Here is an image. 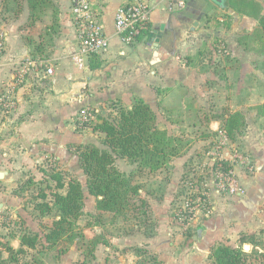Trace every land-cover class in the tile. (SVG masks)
<instances>
[{"label": "crops", "instance_id": "obj_1", "mask_svg": "<svg viewBox=\"0 0 264 264\" xmlns=\"http://www.w3.org/2000/svg\"><path fill=\"white\" fill-rule=\"evenodd\" d=\"M130 1L91 0L109 46L80 68L72 59L80 45L72 0H53L55 9H48L34 23H29L26 1L19 14L8 17L11 7L0 0V98H9L8 105L0 102V173H5L0 178L3 240L19 249L21 236L28 232L38 233L45 242V234L60 217L52 196L56 188L50 181L54 188L45 190L52 206L50 213L39 210L37 204L43 201L40 197L34 203L23 202L17 188L24 179L44 174L42 168L52 163L56 170L63 169L60 171L66 184L76 176L73 174H81L78 180L85 194L83 214L100 216L98 223L92 217L85 225L78 219L76 229L84 227L80 230L84 238H76L64 249L59 245L50 249L45 243L35 249L24 247L29 262L38 259L42 264H135L138 258L133 251L145 243L162 264H212L211 251L219 244L238 246L244 237L264 243V0H185L183 6L173 0H149L148 28L127 40L128 35L116 31L115 21L118 9ZM54 24L58 30L52 35V43H48L46 36ZM39 44L45 54L37 52ZM32 58L44 61L43 66L32 69L21 82L19 74L26 60ZM50 66L51 74L47 73ZM137 100L152 105L160 129L186 135L193 141L194 150L203 146L206 152L217 144L216 138L222 137V143L245 151L246 155L240 150L238 155L243 162L252 163L246 172L239 171L238 160L230 161L241 193H220L215 189L206 193L208 197L204 199L210 206L198 214V225L193 224L197 233L189 251L166 246L172 236L182 240L189 235L188 231L180 233L179 222L169 216L180 181L173 186L171 179L167 185L151 189L149 200L142 197L145 187L140 188L139 197L150 202L153 211L165 208L169 213L166 219L159 220L156 235L147 239L139 229L108 233L103 224L109 228L124 221L99 210L82 168L70 171V161L55 155L63 142L72 152L81 143L105 148L104 134L87 126L81 129L80 116L91 111L96 121L99 114L116 118V106H131ZM236 112L244 116L245 126L244 132H238L232 140L223 130L222 117ZM225 149L224 157H231L232 149ZM192 156L174 157L170 161L173 174L185 172V163ZM115 164L123 173L139 178L137 165L126 158H118ZM145 173L149 175L146 170L142 174ZM159 190L162 200L155 198ZM59 191L65 194L67 187ZM106 214L113 225L106 220ZM11 222L17 226L9 231ZM99 236L108 243H99L93 254L87 255L89 242ZM79 241L84 243L79 246ZM244 242L246 251L245 244H251V249L254 246Z\"/></svg>", "mask_w": 264, "mask_h": 264}, {"label": "trees", "instance_id": "obj_2", "mask_svg": "<svg viewBox=\"0 0 264 264\" xmlns=\"http://www.w3.org/2000/svg\"><path fill=\"white\" fill-rule=\"evenodd\" d=\"M10 1L12 0H3L4 5H9ZM13 1L18 6L14 9L16 15L22 11L23 3L25 1L28 3L29 23L41 19L48 9H55L53 0ZM261 21L264 27V19ZM148 23L141 31L148 28ZM51 29L52 31L46 36L48 43H52V35L58 30L57 24L52 25ZM37 52L45 54L42 44L37 46ZM92 57L95 58V56ZM115 108L118 109L116 118L111 119L99 114L97 121L91 119L84 123L85 127L91 128L94 132L104 134L102 144L105 148L95 143L77 145L80 168L86 175L89 193L97 198L99 210L125 217L128 211L135 210L140 216H147L149 204L139 197L141 185L134 182V174L127 175L119 170L115 164L116 160L126 158L132 164H136L138 174H142L145 170L156 171L173 157L179 156L185 148V142L182 137L172 135L168 130L158 127L157 115L152 105L145 100H137L131 106L121 105ZM222 120L223 130L230 139L235 140L238 132H242L245 126L244 116L239 112L229 113L224 115ZM219 164L225 172L233 167L232 163L219 160L216 161L215 168ZM47 178L56 188L52 196L54 207L60 217L54 220L50 230L45 234L43 243L38 233L26 232L21 236L22 247L15 249L3 240V235L0 233V264H42L43 262L38 259H34L33 262L21 261L20 256L26 253L24 247L35 249L38 245L45 243L52 249L63 239L74 243L76 238H84L83 232L76 229L77 220L83 214L85 199L81 182L78 179H71L66 184L64 175L58 170L48 173ZM50 186L54 188L52 183L47 188H51ZM65 187L67 191L63 194L59 190ZM38 197L43 200L37 204L39 210L42 213H50L52 206L47 201V193L41 191ZM245 240L258 244L248 237H244L238 246L219 244L211 251L212 264H249L250 253L243 247ZM99 243L106 244L108 241L101 236L95 237L89 242L87 255L91 256ZM153 261L154 264H162L157 257H154Z\"/></svg>", "mask_w": 264, "mask_h": 264}, {"label": "rangeland", "instance_id": "obj_3", "mask_svg": "<svg viewBox=\"0 0 264 264\" xmlns=\"http://www.w3.org/2000/svg\"><path fill=\"white\" fill-rule=\"evenodd\" d=\"M7 6L11 7V12L7 13L8 17L12 15L14 16L15 15L14 9L18 6L15 4L13 0L10 1L9 5ZM243 132L244 131H242V133ZM179 136L182 137L183 141L185 142V148L183 149L182 153L179 156L183 154L188 155L190 153L191 155L194 154V156H192V160H187V162L185 163V169H184L185 172H183L180 175L173 174V166L170 163V161L174 158L173 157L168 163H166L163 167L154 171L153 173H151L150 170H146L149 173V175H146V173L139 174V178L135 177L134 182L140 183L143 188L145 187V192L142 195V197H144L145 199L147 197L148 200H149V191L151 189H155V187L156 188L160 187L159 185H163V184L167 185L171 179L174 180V182L172 183L173 186L175 185V183L179 181L181 182L180 187L177 188V192L172 196L173 201H172V207L170 209L169 216L171 218L177 219V221L179 222L180 225L178 227H180L181 229L179 230L180 233H182V231L183 232L188 231L187 233L189 235L188 237H184L182 240L176 237L174 238V236H172L169 244L168 245L165 244V245L167 246V248L171 247L172 249L175 248V249H178L179 251L183 249H187V251H189V248L193 249V247L191 246L194 245L193 238H194V235H196L197 233L196 231L197 226H193V224L195 225L197 223L196 218H198V214L203 213V211H205L210 206L209 200L207 201L204 198L208 197L206 193L215 189L214 180L216 179V171H215L216 161H219L220 158H224L223 161H228V162L230 161L234 162L238 160L239 161V171L244 170L246 172H249L250 170L247 167V164L243 162L244 158H241L240 156H238L241 154V152L245 154V151L240 149V147H237V150H235L234 147L230 146V144L222 143V142H225V139L222 137L216 138L214 141L215 142L217 141V144L212 145L205 152V147L203 146L194 150L193 148L194 146L191 145L193 141L190 138H188L186 135L185 137L181 135ZM194 136H196L195 138L198 139V135L195 134ZM227 147L229 149H232V153H230L231 157L229 158H227V156L225 158L223 155V152L226 150L225 148ZM74 153H78L77 148L74 149ZM51 165L52 166H49L46 169L42 168L44 174H42L41 176L39 177L30 176L29 178L24 179L21 184H19V188H17V192L20 195V197L21 196L23 197L22 198L23 202L34 203V201H37L38 195L39 193H41V191L47 190V192L48 191L50 192L51 189H53L51 186H50L51 188H47V186L50 185L51 180L46 177L48 173H51L52 171L56 170V167L53 166L55 164L52 163ZM69 168H70L69 170L72 171L75 169H79L80 167H71L69 165ZM59 169L61 170V168ZM231 170L233 171V173L235 174L237 173L234 166L232 167ZM61 171H63V169ZM73 175H76V176H73L74 177L73 179L77 180L81 174L78 173V174H73ZM173 176H176V177H173ZM160 194L161 193L159 190L155 198L162 200L163 198L161 199ZM153 201L154 203L156 202L155 200ZM138 203H140V201H138ZM148 204L149 206L147 208L148 209L147 216H140V214H137L138 212H135V210H130L128 211L126 217L117 216L118 217L117 219L124 221V224L123 222H121V223H117L116 226H114L112 222H109V220L112 221V218L110 215L106 214L108 216L106 220H108V222L111 223V225L113 226L107 228L106 224H103V229H105L106 232L109 231L108 233H113V234L121 233V232L128 233L129 231L133 232L139 229L146 235L147 239L150 236L156 235L157 232L159 231L158 228L160 227L159 220L166 219L169 213L168 211L166 212L165 208L159 209L157 211L154 209L153 211V208L151 207L150 202ZM93 215L94 214H91V213L90 214L84 213L79 218V220H82L81 223H84L82 225H85V223L88 220L90 221ZM99 219H100L99 215H96L92 218V220L96 221L97 223L99 222ZM16 226L13 225L11 222V225L8 226L10 227L9 231L11 228L15 229ZM83 229L81 228L80 230L82 231ZM5 231H8V230H5ZM84 242L79 241L78 242L79 246ZM87 244L88 243H86V245ZM58 245L61 249H64L65 247L69 245V242L67 240L66 241L63 240V241H60ZM247 248H248L247 250L250 253L249 264H264V243H260L257 245L254 243V246L252 245V249H251V244H250V245H247ZM86 249L87 247L85 248V250ZM133 252L135 253L134 255H136L138 258L137 263L135 264H154L153 258L155 257L154 255L156 254H154L149 248L145 247V243H143V245L141 246H137ZM4 255H7V254H4ZM20 259L23 262L27 261V259H29V255L25 253L24 255L20 256Z\"/></svg>", "mask_w": 264, "mask_h": 264}, {"label": "built area", "instance_id": "obj_4", "mask_svg": "<svg viewBox=\"0 0 264 264\" xmlns=\"http://www.w3.org/2000/svg\"><path fill=\"white\" fill-rule=\"evenodd\" d=\"M180 6L185 4V0H173ZM72 11L78 24L80 45L73 55L74 63L80 67H86V61L92 56L100 55L109 46V38L105 34L104 26L95 14L91 0H72ZM151 17V7L149 0H131L128 5L118 9L116 13L115 27L118 34L128 35L127 40L134 39L141 29L146 26ZM1 37V35H0ZM1 45V41H0ZM44 61L39 59H27L24 69L20 72V81L24 82L26 76L32 69L43 66ZM47 73H53V68L47 67ZM2 101V102H1ZM0 102L8 105L9 98L1 97ZM11 102V101H10ZM10 107V105H9ZM93 119L91 111H84L80 116V125ZM247 158V157H246ZM224 158H220V161ZM249 170L252 168L250 160H245ZM216 179L214 180L215 190L220 193L239 194L242 187L238 183V178L232 170L223 171L221 165L216 168Z\"/></svg>", "mask_w": 264, "mask_h": 264}, {"label": "water", "instance_id": "obj_5", "mask_svg": "<svg viewBox=\"0 0 264 264\" xmlns=\"http://www.w3.org/2000/svg\"><path fill=\"white\" fill-rule=\"evenodd\" d=\"M156 33H152V36L156 35ZM66 146H67L66 142H63L62 145H60L59 147L56 148L55 155L60 160L70 161L71 167H80V164H79L80 156H79V154L70 151ZM4 176H5V173L1 172L0 178H4ZM245 248H247V245L245 246Z\"/></svg>", "mask_w": 264, "mask_h": 264}]
</instances>
